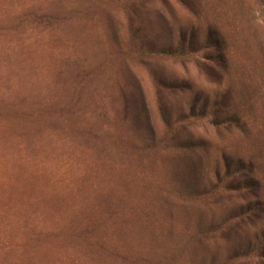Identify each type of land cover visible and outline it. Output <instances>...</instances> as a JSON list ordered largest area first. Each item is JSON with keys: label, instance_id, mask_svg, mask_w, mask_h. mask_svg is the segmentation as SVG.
<instances>
[{"label": "rangeland", "instance_id": "rangeland-1", "mask_svg": "<svg viewBox=\"0 0 264 264\" xmlns=\"http://www.w3.org/2000/svg\"><path fill=\"white\" fill-rule=\"evenodd\" d=\"M6 113L50 158L4 139L0 180L19 160L78 190L118 172L49 264H264V0H0ZM6 210L0 264H27L49 214Z\"/></svg>", "mask_w": 264, "mask_h": 264}, {"label": "trees", "instance_id": "trees-1", "mask_svg": "<svg viewBox=\"0 0 264 264\" xmlns=\"http://www.w3.org/2000/svg\"><path fill=\"white\" fill-rule=\"evenodd\" d=\"M162 53L168 57H180L184 54L183 51L172 49L164 50ZM13 123L14 120L10 114L1 115L0 142H5L4 139L7 138L29 139L32 143L29 153L34 159L33 164L50 158L45 147L37 142L38 138L34 136V130L31 127L14 129ZM94 167L92 169L88 166V174L92 176L93 183L97 184L95 191L89 189V186L80 190L62 185L53 186L52 179H49L43 166L40 167V171L34 170L33 167L31 171L29 165L20 160L0 180V208L16 210L29 205L38 209L44 208L49 214L46 220L52 226H30L25 229L27 264H49L54 257L58 259L61 255L58 243L68 237L69 227L81 226L97 212L95 205L100 200L101 190L110 187V184L116 180L118 172L114 164L104 161ZM123 191L128 196L133 193L132 187L127 188L124 184L117 185L109 190V193L112 192V200L117 201ZM140 195L141 192L138 193V196ZM96 226L99 224L96 223ZM23 256L24 254L21 256L22 262L25 261Z\"/></svg>", "mask_w": 264, "mask_h": 264}]
</instances>
